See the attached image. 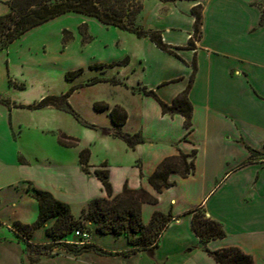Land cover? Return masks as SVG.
<instances>
[{
	"label": "crops",
	"instance_id": "0c3cea01",
	"mask_svg": "<svg viewBox=\"0 0 264 264\" xmlns=\"http://www.w3.org/2000/svg\"><path fill=\"white\" fill-rule=\"evenodd\" d=\"M10 1L0 0V16L10 11ZM198 4L203 6L201 36L191 46L196 19L192 10ZM263 11L264 0H143L134 26L159 32L173 53L162 51L149 38L78 14V26L88 37L87 58L70 72L84 71L70 81L65 75L73 86L39 101L75 89L68 103L79 116L89 112L80 122L88 130L83 132L88 144L82 147L72 132L51 126L49 119L65 114L61 109L47 106L39 118L28 119V113L37 110L20 100L26 89L19 85L37 69V57H6L0 76V264H218L192 230L191 212L198 207L226 232L225 238L207 245L209 250L238 247L255 264H264V160L249 162V148L264 147ZM31 31L10 47L23 41L26 48ZM72 34L77 42L79 35ZM96 45L102 54L96 53ZM94 65L104 67L91 69ZM195 65L189 91L192 127L187 128L182 115L163 114L158 100L143 89L172 105L188 88ZM83 76L87 79L77 86ZM124 115L126 122L119 126ZM118 129L140 134L144 142L131 148L113 136ZM49 136L54 138L53 152L43 146L37 150V139L46 142ZM61 141L75 144L64 146ZM83 150L90 152L88 172L80 162ZM181 155L193 161L194 173L183 177L178 169L169 176L175 185L157 192L149 178L164 160ZM97 170L109 173L113 197L127 185L157 200L141 206L145 225L155 212L173 217L154 257L144 251L124 256L131 248L125 235L99 234L91 225L89 243L107 255L89 250L75 256L57 247L54 255L31 263L12 227L37 221L39 203L32 189L51 193L80 219L92 200L109 198ZM54 223L51 219L35 230L31 243H53L46 231Z\"/></svg>",
	"mask_w": 264,
	"mask_h": 264
},
{
	"label": "trees",
	"instance_id": "16d2710c",
	"mask_svg": "<svg viewBox=\"0 0 264 264\" xmlns=\"http://www.w3.org/2000/svg\"><path fill=\"white\" fill-rule=\"evenodd\" d=\"M159 1L175 2L177 0ZM8 5L10 11L6 15L0 16V54L6 53L14 42L21 39L30 30L68 14H81L86 17L95 18L105 25L115 26L119 29L134 33L139 38H149L162 51L173 53L171 47L163 42L162 35L159 32L136 28L133 22L130 24V22L125 20L127 17L124 15L123 10L106 6V1L103 0H11ZM202 9L203 6L198 4L192 10L196 19L194 33L190 39L191 46H194L195 41H198L201 36ZM260 24H264V11ZM82 35L84 40L87 41L88 37H86L84 33H82ZM66 39H72V34L69 35V38L66 36L65 40ZM96 66L97 68L104 67V65H94L90 68L92 69ZM195 70L196 65L194 66V72L188 88L175 98L172 105H168L161 101L153 91H148L147 88L143 89L145 94L152 95L158 100L163 114L182 115L185 118V126L187 128L192 127L193 106L189 100V91L192 87ZM83 71V69H79L77 71L68 72L66 74V79L69 81L74 80L82 74ZM19 87L21 89L25 88L23 84L19 85ZM73 90L61 96H47L41 101L29 105L27 108L39 110L47 106H54L69 112L74 115L79 122L83 123L79 115L73 111L68 103V98ZM4 103L9 105L8 101ZM96 110H98V107H96ZM115 112L116 109L111 112L113 117ZM125 122L126 116L124 115L123 122L119 124V126L123 125ZM113 136L122 139L131 148L144 142L140 134L129 135L123 133L120 129L115 130ZM61 144L64 146H72L75 143L61 141ZM249 149L251 153L249 162L259 159L264 160V147L262 151L252 148ZM89 158L90 152L88 150H83L80 153V162L85 172H88L87 166ZM178 169L183 177H187L195 171L193 161L188 162L187 156L181 155L176 158L164 160L149 178V181L157 192L160 193L163 188H171L175 185V182L169 181V176L173 172H178ZM96 174L103 182L109 198L92 200L83 211L80 219H76L72 215L69 205L55 199L51 193L36 188L32 189L33 197L39 203L37 221L32 225L15 223L12 227L17 238L25 243L26 253L31 263H35L40 256L52 254L53 250L57 247L75 256H79L89 250L107 255L108 252L106 250L95 244L89 242L84 244H69L65 241L68 240L70 236L77 237V231H85L89 233L91 237L92 230L86 225L87 223L89 225H95V230L99 234L125 235L131 248L123 253L124 256H131L144 251L147 252L150 257H154V252L159 245L161 235L168 224L173 220L171 214L155 212L151 222L145 225L141 219V206L144 203L156 204L157 200L151 197L144 189L132 190L129 189L127 185H125L120 195L113 197L109 173L107 171L97 170ZM191 213L193 214V232L206 246V252L212 256L218 264H255L253 257L243 252L238 247H228L217 251L209 250L207 245L213 240L225 238L226 232L220 222L206 216L202 207L194 209ZM51 219H54L55 223L52 227L47 229L46 234L51 238L53 243L44 244L42 248L31 243L30 239L35 230L44 226ZM77 238L80 240L79 237ZM62 240L65 242H62ZM36 247L45 252L47 251V253L44 254L42 250L36 251Z\"/></svg>",
	"mask_w": 264,
	"mask_h": 264
},
{
	"label": "rangeland",
	"instance_id": "374dc122",
	"mask_svg": "<svg viewBox=\"0 0 264 264\" xmlns=\"http://www.w3.org/2000/svg\"><path fill=\"white\" fill-rule=\"evenodd\" d=\"M106 1V6H111L114 9L123 10L124 15L127 17L125 20L127 22H135L142 10V1L143 0H103ZM81 16L78 14L72 15H64L58 17L54 20H51L41 26H38L29 33V39L26 42V48L22 45L23 41H19L17 45L10 47L8 54L1 53L0 54V76L3 75L4 67L6 69V57H37V69H31L30 75L26 78V81H21L25 86V93L21 96L20 100L31 102L30 105L35 104V102H39V97L49 94H58L63 91L65 88H69L73 86L72 83H68L65 79V75L70 72L73 68L80 66L85 63L87 57V51H85L84 45L87 41H84V37H82V29L80 25L78 26V21L81 19ZM77 32L79 35L77 42H73V39L69 38V35L72 32ZM69 33V34H67ZM73 35V34H72ZM83 38L80 39L79 38ZM99 46V43L97 44ZM96 47V53L102 54V50ZM26 49V50H25ZM100 50V51H99ZM37 52L36 55H34ZM5 58V59H4ZM4 59V60H3ZM26 71V69H25ZM81 83L85 81L87 78L85 76L81 77ZM21 80V79H20ZM19 80V81H20ZM23 80V79H22ZM30 110V109H29ZM43 110L42 112H40ZM45 109H39L34 113L27 112L29 114V120L34 116L39 118L41 113H44ZM65 112L63 117L61 116L52 117L49 119L51 122V126L53 127V123H55V127L59 126V129L62 126V129L67 130V132H72V134L76 135L81 143L80 147L87 143L88 137L84 135L83 132H88L82 124L78 121V119L70 114L69 112L62 110ZM78 112V111H77ZM37 113V114H35ZM46 115V114H45ZM42 115V118L45 117ZM88 113H84L83 115L80 113V118H87ZM60 117V118H58ZM92 133V131H90ZM59 135V133H58ZM49 136L47 141H41L37 139V150L45 148L49 152H53L54 142L53 137ZM77 139V140H78ZM43 144V145H42ZM97 144V143H96ZM78 150V149H76ZM75 149L73 151H76ZM38 152V151H37ZM44 152V151H41ZM87 223V222H86ZM89 228H91V224H86ZM86 226V227H87ZM77 237L72 236V241L77 240ZM69 244H78L80 240L75 243H71L70 240H65ZM38 247L43 246V244H37ZM36 251H41L42 249L35 248ZM44 254L47 251H43ZM54 255L52 254L43 255L44 257H50ZM41 258V256L39 257ZM37 258V259H39Z\"/></svg>",
	"mask_w": 264,
	"mask_h": 264
},
{
	"label": "built area",
	"instance_id": "2783aa9c",
	"mask_svg": "<svg viewBox=\"0 0 264 264\" xmlns=\"http://www.w3.org/2000/svg\"><path fill=\"white\" fill-rule=\"evenodd\" d=\"M76 236L80 238V241H81L80 243H81V244L87 243V242H89V240H90V235H89V233H87V232H85V231H82V232L77 231V232H76Z\"/></svg>",
	"mask_w": 264,
	"mask_h": 264
}]
</instances>
